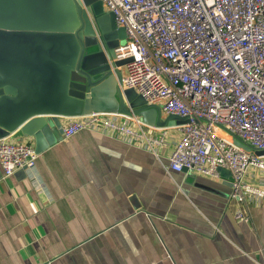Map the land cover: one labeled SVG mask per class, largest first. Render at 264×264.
<instances>
[{"label":"crops","instance_id":"crops-1","mask_svg":"<svg viewBox=\"0 0 264 264\" xmlns=\"http://www.w3.org/2000/svg\"><path fill=\"white\" fill-rule=\"evenodd\" d=\"M169 133L156 155L90 130L56 133L35 160L39 186L0 169V264H264V198L239 205L221 176L167 169ZM245 180L264 186L255 169Z\"/></svg>","mask_w":264,"mask_h":264},{"label":"built area","instance_id":"built-area-1","mask_svg":"<svg viewBox=\"0 0 264 264\" xmlns=\"http://www.w3.org/2000/svg\"><path fill=\"white\" fill-rule=\"evenodd\" d=\"M99 1L126 34L115 49L117 60L131 59L122 67V86L160 105L163 116L189 122L155 128L137 117L93 113L64 118L62 137L90 130L156 155L175 130L167 169L219 179L223 168L239 205L264 198V186L245 180L249 169L264 176V156L239 148L228 133L264 148V0ZM36 157L31 140L0 139L4 178L24 169L39 186ZM234 218L248 221L241 209Z\"/></svg>","mask_w":264,"mask_h":264},{"label":"water","instance_id":"water-1","mask_svg":"<svg viewBox=\"0 0 264 264\" xmlns=\"http://www.w3.org/2000/svg\"><path fill=\"white\" fill-rule=\"evenodd\" d=\"M125 39L99 0H0V139L31 138L38 155L62 132L60 118L100 113L155 128L188 123L122 86L131 59L117 60L115 49ZM228 133L239 148L264 156V148ZM218 172L230 185V173Z\"/></svg>","mask_w":264,"mask_h":264},{"label":"rangeland","instance_id":"rangeland-1","mask_svg":"<svg viewBox=\"0 0 264 264\" xmlns=\"http://www.w3.org/2000/svg\"><path fill=\"white\" fill-rule=\"evenodd\" d=\"M101 2V1H100ZM102 3V2H101ZM102 5H103V3H102ZM103 8H104V5H103Z\"/></svg>","mask_w":264,"mask_h":264}]
</instances>
